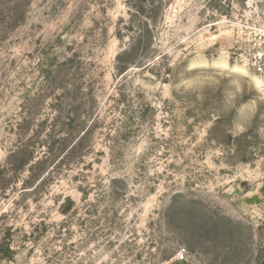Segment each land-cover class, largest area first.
<instances>
[{"label":"rangeland","instance_id":"obj_1","mask_svg":"<svg viewBox=\"0 0 264 264\" xmlns=\"http://www.w3.org/2000/svg\"><path fill=\"white\" fill-rule=\"evenodd\" d=\"M257 61L264 0H0V264H264Z\"/></svg>","mask_w":264,"mask_h":264},{"label":"trees","instance_id":"obj_2","mask_svg":"<svg viewBox=\"0 0 264 264\" xmlns=\"http://www.w3.org/2000/svg\"><path fill=\"white\" fill-rule=\"evenodd\" d=\"M134 53V48L133 46H130L127 50L124 52L120 53L116 57V69L117 73L120 75L124 74L129 66H130V61H127V59ZM40 162H37V164Z\"/></svg>","mask_w":264,"mask_h":264},{"label":"built area","instance_id":"obj_3","mask_svg":"<svg viewBox=\"0 0 264 264\" xmlns=\"http://www.w3.org/2000/svg\"><path fill=\"white\" fill-rule=\"evenodd\" d=\"M255 65L258 66L257 68H258V71H259V72L264 73V67L262 66V63H261V62H258V61H257ZM176 257H177L179 260H184L185 257H186V249H185V248L181 249V250L177 253Z\"/></svg>","mask_w":264,"mask_h":264}]
</instances>
